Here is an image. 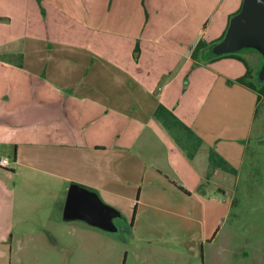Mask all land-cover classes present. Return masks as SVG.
Returning a JSON list of instances; mask_svg holds the SVG:
<instances>
[{"label": "crops", "instance_id": "1", "mask_svg": "<svg viewBox=\"0 0 264 264\" xmlns=\"http://www.w3.org/2000/svg\"><path fill=\"white\" fill-rule=\"evenodd\" d=\"M242 3L0 0V46L28 72L11 76L13 94L37 97L0 112V157L10 159L0 166V264L11 263L15 238L34 233L33 222L97 227L64 215L72 185L113 208L109 202L137 192L134 225L148 241L139 206L185 207L193 217V201L204 210L227 173L238 179L241 123L224 122L212 103L237 89L255 92L237 81L253 69L242 55L246 63L194 52L225 35ZM25 80L28 93L18 87Z\"/></svg>", "mask_w": 264, "mask_h": 264}, {"label": "rangeland", "instance_id": "2", "mask_svg": "<svg viewBox=\"0 0 264 264\" xmlns=\"http://www.w3.org/2000/svg\"><path fill=\"white\" fill-rule=\"evenodd\" d=\"M12 27L16 29L15 25ZM13 28L1 26V30ZM9 51L7 45L0 46V112L25 107V101L27 105L37 101L34 92L31 97L16 101L11 76L28 72L14 64L17 55H11ZM211 52V47L202 50L206 56ZM238 53L247 58L253 69L247 80L260 87L256 76L263 56L255 48H243ZM26 83L27 80L18 84L23 93H28L30 88ZM253 92L243 90L240 93L237 89L212 103L224 122L241 123V131L237 130L236 136L245 138L241 140L240 163L235 166L238 179L227 173L223 189L211 193L210 198L207 196L210 201L204 210L196 201H193L197 206L193 217H186L185 213L191 215L193 211L188 212L185 207L152 209L154 207L146 204L143 208L139 206L150 221L143 227H148L147 233L153 237L147 241L137 237L138 230L134 225L138 193L125 192L118 201L109 202L121 213L114 219L117 232L82 222L40 226L34 220L36 223L27 226V231L32 228L34 233L15 238L11 263L7 264H264V95L258 101V92ZM7 95H11V99H6ZM255 103H258L257 109H254ZM252 118V132L246 137ZM225 125L229 127V124ZM227 168V171H233L229 164ZM115 179L123 181L120 175ZM116 186L122 188L118 183ZM128 194L131 200L125 198ZM42 228L50 233H42ZM201 228L203 235H208L206 239L202 238V243Z\"/></svg>", "mask_w": 264, "mask_h": 264}, {"label": "water", "instance_id": "3", "mask_svg": "<svg viewBox=\"0 0 264 264\" xmlns=\"http://www.w3.org/2000/svg\"><path fill=\"white\" fill-rule=\"evenodd\" d=\"M243 48H255L263 56L258 73L264 80V0H243L241 9L229 22L224 37L212 46L214 55L235 53ZM64 215H77L88 223L107 231H118L114 219L121 216L116 208L104 204L99 196L72 185L68 191Z\"/></svg>", "mask_w": 264, "mask_h": 264}, {"label": "trees", "instance_id": "4", "mask_svg": "<svg viewBox=\"0 0 264 264\" xmlns=\"http://www.w3.org/2000/svg\"><path fill=\"white\" fill-rule=\"evenodd\" d=\"M241 9V8H240ZM240 11V10H239ZM238 11V12H239ZM237 12V13H238ZM224 37V36H223ZM222 37V38H223ZM222 38L218 39L217 41H214L210 44H206L204 42H200L197 46H196V50H195V55H197V53H200L202 50H205L207 48H212L211 44H215L217 43L218 41H220ZM235 57V58H238L240 60H242L243 62L246 63L245 59L243 57H241V55H239L238 52H235V53H229V54H224V55H214L212 52L210 53V55L208 56V58H210L211 60L212 59H216V58H219V57ZM247 66V65H246ZM262 66V65H261ZM261 68V67H260ZM259 68V70H260ZM258 70V71H259ZM252 75V71L249 67H247V72L244 76H242L241 78L238 79V82L246 85L247 87L255 90L256 92H258V101L261 99V95H264V80L261 81L259 80V78L256 76V81L258 82L259 86L258 87L254 82H251V81H248L247 79ZM257 75H258V72H257ZM257 112V111H256Z\"/></svg>", "mask_w": 264, "mask_h": 264}, {"label": "built area", "instance_id": "5", "mask_svg": "<svg viewBox=\"0 0 264 264\" xmlns=\"http://www.w3.org/2000/svg\"><path fill=\"white\" fill-rule=\"evenodd\" d=\"M0 166H10V159L8 157H0Z\"/></svg>", "mask_w": 264, "mask_h": 264}, {"label": "flooded vegetation", "instance_id": "6", "mask_svg": "<svg viewBox=\"0 0 264 264\" xmlns=\"http://www.w3.org/2000/svg\"><path fill=\"white\" fill-rule=\"evenodd\" d=\"M258 73H259V71H258ZM257 77H258V75H257Z\"/></svg>", "mask_w": 264, "mask_h": 264}]
</instances>
